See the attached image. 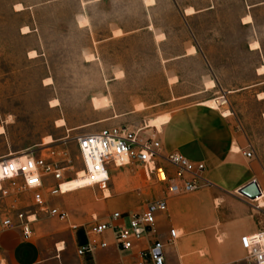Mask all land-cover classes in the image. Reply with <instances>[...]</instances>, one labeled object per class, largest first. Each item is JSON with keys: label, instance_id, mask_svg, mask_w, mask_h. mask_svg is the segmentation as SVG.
Masks as SVG:
<instances>
[{"label": "rangeland", "instance_id": "1", "mask_svg": "<svg viewBox=\"0 0 264 264\" xmlns=\"http://www.w3.org/2000/svg\"><path fill=\"white\" fill-rule=\"evenodd\" d=\"M247 1L249 5H257L250 10L253 24L249 31L251 39H258L262 49V54L253 53L249 57L242 56L240 51L248 32L238 29L244 12L238 0H159L154 8L144 7L141 0H0V158L10 154L14 161L24 156L15 155L19 153L34 151L47 156L65 151L71 163L63 166L73 168L66 173V177H72L82 171L77 136L122 126L140 129L146 121V128H152V121L159 122L164 117L151 119L156 113L150 107L168 99L169 72L186 74L192 82L200 72L194 63L168 68L161 62L163 58L178 55L184 43L196 41L217 51L220 59L214 61L217 64L210 70L223 90L254 85L257 81L254 70L262 58L264 61V0ZM144 3L150 7L155 1L144 0ZM186 7L210 10L189 19L192 36L182 21L181 11ZM193 13L191 8L186 10L188 15ZM150 25L154 26L151 31L146 28ZM117 28L126 34L121 36L117 30L114 36L118 38H113ZM159 31L168 35L164 46L154 41V33ZM162 38L157 36L158 40ZM189 52L195 50L192 48ZM221 57H230L233 61L225 65L227 61ZM47 79L52 81L50 85ZM208 86L212 87L213 83ZM262 90L264 85L252 89L244 98L230 100V104L238 108L241 119L255 134L258 158L264 165L261 121L264 102L258 103L253 98L255 92ZM54 100L58 106L51 108ZM143 106L144 111L131 113L142 110ZM59 121H64L63 128L57 127ZM47 137L54 144L44 145ZM126 167L132 172L109 167V190L125 177L134 182L121 193L111 192L110 199H103L97 189H85L87 196L73 203L60 195L50 197L51 206L67 211L75 224L86 205L93 206V215L103 220L117 211L137 212L166 195V185L147 179L142 165ZM87 184V180H71L63 190L73 193ZM24 197V206L30 205V194ZM38 224L47 226L46 232L37 235L47 240L48 249L52 248L49 240L52 236H64L65 243L54 246V250L64 248L62 261L69 257L87 264L86 258H77V233L73 231L75 242H72V231L67 224L45 215H39ZM106 237L111 240L109 235ZM182 238L184 235L179 231V239ZM240 245L244 255L226 264H245L246 251L242 242ZM172 249L178 262L177 251ZM188 253L195 264H204V250L195 247ZM95 259L92 264L119 263L118 254L112 248L97 253Z\"/></svg>", "mask_w": 264, "mask_h": 264}, {"label": "crops", "instance_id": "2", "mask_svg": "<svg viewBox=\"0 0 264 264\" xmlns=\"http://www.w3.org/2000/svg\"><path fill=\"white\" fill-rule=\"evenodd\" d=\"M93 1L102 2L105 0ZM154 1L153 6L147 7L144 0H141L146 8L157 6L159 0ZM238 1L244 7V12L239 18L238 29L248 32L246 40H243L240 48L242 56L246 54L249 57L253 53L262 54L260 41L252 40L249 31V27L253 24L250 10L257 5H249L247 0ZM190 8L194 13L188 15L186 10ZM209 12V8L206 10H196L193 7L184 8L181 11L184 29L192 36V30L188 26L189 19ZM247 16L251 17L252 23H243V19ZM146 28L151 31L154 26L150 25ZM117 30L121 31V36L126 34L121 28H117L112 33L113 38H118L114 36V32ZM161 35L163 38L158 40L157 36ZM154 41L159 46H164L168 42V35L162 31L155 32ZM255 41L259 43L258 50L251 48V44ZM181 48L178 55L163 58L161 62L168 68H172L176 64L194 63L200 68L198 77L192 82L187 79L186 74L169 72L166 77L170 92L168 99L150 107L153 108L152 112L156 113L151 119L164 116L159 120L160 129L146 128L147 121L144 128L148 135L158 132L157 137L162 144L161 153L163 155L177 152L191 162L203 164L205 179L210 183V186L188 196H169L166 190V195L162 198L167 201V212L158 218L162 238H166L170 228L177 229L184 235V238L178 239L174 246L165 249L166 263L195 264L196 261L189 259L188 252L199 247L204 250L206 258L204 264H226L236 261L244 255L240 245L244 237L264 230V209L259 206V202L264 198V165L258 158L254 141L256 140L255 134L251 127L241 119L238 108L230 104V100L234 102V100L244 98L252 89L264 85V74L257 72L264 67V61L262 58V62L254 70V77L257 80L254 85L225 91L218 78L210 70L217 64L214 61L220 59L214 48L196 41L184 43ZM192 48L195 50L194 53L189 52ZM221 58L223 61H227L225 65H228V61L232 60L230 57ZM229 65H233V63ZM171 79L175 80L170 81ZM209 83H213V86L209 87ZM222 94H226L229 102V113L226 115H223L225 112L223 109H211L204 105L208 101L219 98ZM260 95H264V90L255 92L253 98L258 103L264 102V97L260 98ZM144 110L143 106L142 110L137 109L131 113L136 114ZM261 121L264 127V112L261 113ZM121 128L129 129L128 126ZM249 151L253 152V158H247L244 155ZM163 165L168 174L174 175L173 169L166 164ZM117 169H126L132 172V169L128 167ZM252 182L257 184L262 194L254 201L244 198L239 193ZM132 185L134 182L128 177L119 180L109 190L110 198L112 197L111 192L121 193ZM75 192H73L74 194L67 193L62 197L73 203L87 196L83 190ZM94 213L95 208L86 205L83 212L78 214L75 225H84L82 222H87L96 216L93 215ZM38 223L32 226L33 239L28 242L22 239L19 231L0 232V264H83L75 262L69 257L62 261L61 253L64 250L59 253L56 249L54 250V246L65 243L62 241L63 235L52 236L49 239L52 248L48 249L47 240L37 235L46 232L47 226ZM76 235L78 237V232ZM70 239L75 242L73 231ZM172 248L177 251L178 262L173 257ZM95 256H85L87 264L96 262ZM118 257V264H123L125 261L122 256L118 254Z\"/></svg>", "mask_w": 264, "mask_h": 264}, {"label": "built area", "instance_id": "3", "mask_svg": "<svg viewBox=\"0 0 264 264\" xmlns=\"http://www.w3.org/2000/svg\"><path fill=\"white\" fill-rule=\"evenodd\" d=\"M214 101L216 110L223 109V115H226L229 108L226 94ZM145 130L113 127L77 136L79 161L89 181L78 190L97 189L103 193L110 185L109 167L122 168L132 164L142 165L147 179L166 185L169 196L191 194L210 186L205 179L203 164L191 162L177 152L163 155L158 132L148 135ZM244 155L254 157L252 151ZM10 159H0V232L19 231L24 241H31L32 226L38 223L39 215H45L67 224L71 231H82L85 243L76 245L78 258L94 256L113 247L124 259L123 264H167L165 249L175 245L179 231L170 228L166 238H162L158 218L167 212L165 198L149 202L137 212L117 211L103 220L93 216L87 224L77 226L67 211L51 206L49 200L65 195L62 184L77 178L76 172L72 177H66V173L73 169L63 166L71 163L67 152H51L47 156L26 152L24 161L14 160L19 167L9 176L4 169L14 162ZM163 164L170 166L174 175L168 174ZM97 165L99 172L95 171ZM92 176L96 179L90 180ZM30 180L35 182L30 183ZM26 194H30V205L24 206ZM245 239L248 240L247 246ZM241 242L246 251L245 264H264V230L244 237ZM56 251L59 253L57 248Z\"/></svg>", "mask_w": 264, "mask_h": 264}, {"label": "bare ground", "instance_id": "4", "mask_svg": "<svg viewBox=\"0 0 264 264\" xmlns=\"http://www.w3.org/2000/svg\"><path fill=\"white\" fill-rule=\"evenodd\" d=\"M250 23H252V19H251V17L247 16V17L244 19V24H250ZM23 30L25 31V30H27V29L24 28ZM251 48H252L253 50H256V49L258 50V48H260V47H259V43L256 42V41L253 42V43L251 44ZM257 72H258V74H264V67H262L261 69H259ZM46 83H47V85H50V84L52 83V81H51L50 79H47V80H46ZM259 97H260V98H263L264 95H260ZM206 105H207L206 107H208V108L216 109V103H215L214 100H213L212 102H210V103H207ZM50 106H51V108H56V107L58 106V101H57V100L52 101V102L50 103ZM228 113H229V112L226 111V114H228ZM64 126H65L64 121H59V122H57V127H58V128H63ZM150 127H152V128H156L157 130H159V129H160V124H159L158 121L155 120V121H152V122L150 123ZM0 131H1V129H0ZM51 144H54L52 138H51V137H47V138L44 140V145L49 146V145H51ZM15 155H24V156H21L19 159H21V161H24V160H25V153H19V154H15ZM6 157H10V158H11V156H10V154H9V155H7V156H5V157H2V158H0V159L6 158ZM10 160H11V159H10ZM76 173H77V178H76V177H75V178H72V179H70V180H68V181H65V182L62 184V191L64 192V194L70 193V192H66L65 190H63V186H64L67 182H70L71 180H82V179L88 181V179L85 178V172H84L83 169H82V171H80V172L77 171ZM88 182H89V181H88ZM82 187H83V186H82ZM102 195H103V199H108V198H110V191H109V189L105 190V191L102 193ZM259 206H260L261 208L264 209V198H263V200H261V201L259 202ZM57 249H58V248H57ZM58 250H59V252H62V251L64 250V248H59Z\"/></svg>", "mask_w": 264, "mask_h": 264}, {"label": "water", "instance_id": "5", "mask_svg": "<svg viewBox=\"0 0 264 264\" xmlns=\"http://www.w3.org/2000/svg\"><path fill=\"white\" fill-rule=\"evenodd\" d=\"M240 195H242L244 198L254 201L257 198L261 197L262 194L255 182L250 183L246 187H244L242 190H240Z\"/></svg>", "mask_w": 264, "mask_h": 264}, {"label": "snow or ice", "instance_id": "6", "mask_svg": "<svg viewBox=\"0 0 264 264\" xmlns=\"http://www.w3.org/2000/svg\"><path fill=\"white\" fill-rule=\"evenodd\" d=\"M17 167H19V165L16 164V163L11 164V165H9L7 168L4 169V172H5L6 175H9V176H10V175H12V174L15 172V170L17 169ZM28 167H30V165H29ZM24 170L27 171V167H24ZM95 171H96V172H99V171H100L99 165H97V166L95 167ZM161 175H162V178H163V174H161ZM101 178H102V177H101ZM95 179H96L95 176L90 177V180H95ZM29 182H30V183H33V182H35V181H34V180H30ZM244 243H245V245L247 246V244H248V240L245 239Z\"/></svg>", "mask_w": 264, "mask_h": 264}, {"label": "trees", "instance_id": "7", "mask_svg": "<svg viewBox=\"0 0 264 264\" xmlns=\"http://www.w3.org/2000/svg\"><path fill=\"white\" fill-rule=\"evenodd\" d=\"M84 237H83V234H81L80 231H78V243L79 245H83L84 244Z\"/></svg>", "mask_w": 264, "mask_h": 264}]
</instances>
